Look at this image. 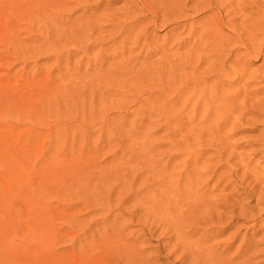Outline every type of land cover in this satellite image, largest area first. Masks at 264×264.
Instances as JSON below:
<instances>
[{"label":"rangeland","instance_id":"obj_1","mask_svg":"<svg viewBox=\"0 0 264 264\" xmlns=\"http://www.w3.org/2000/svg\"><path fill=\"white\" fill-rule=\"evenodd\" d=\"M185 1L0 0V264H87L110 221H125L127 236L138 234L146 221L138 212L146 202L141 197L148 201L143 207L187 205L190 215L177 218L182 233L195 219H213L215 202H233L236 216L245 210L237 216V240H227L232 227L202 245L219 242L215 258L224 262L237 246L262 242L230 264L264 247V204L260 214L250 210L264 192V74L258 70L264 55L232 67L221 90L213 92V78L205 90L195 85L233 56L227 50L234 44L224 40L228 48L220 41L224 50L216 57L203 21L234 34L262 18L264 0H208L211 10L199 13L190 7L195 0ZM168 4H178L179 12H167ZM163 12L175 20L152 26V15ZM186 191L194 198H184ZM196 222L190 241L213 233ZM161 226L148 224V240L138 244L154 264H170L175 232L160 233ZM253 259L264 264L263 254Z\"/></svg>","mask_w":264,"mask_h":264},{"label":"bare ground","instance_id":"obj_2","mask_svg":"<svg viewBox=\"0 0 264 264\" xmlns=\"http://www.w3.org/2000/svg\"><path fill=\"white\" fill-rule=\"evenodd\" d=\"M170 1H172V0H170ZM174 1V3H177V2H175V0H173ZM182 1V0H181ZM189 1H192V0H186L185 1V3L184 2H182L183 4H185L186 5V3L187 2H189ZM208 0H195V2H194V4L193 5H191L190 7H192L194 10H195V12H197V13H199V12H201L202 10H204L205 9V6L206 5H209V3L210 2H212V1H208L209 3H206ZM169 4H170V2H168ZM203 3H205V4H203ZM230 3H231V1L230 2H227V3H222L221 4V6H220V11H223V9L225 8V7H227V6H229L230 5ZM137 4V3H136ZM168 4V5H169ZM181 4V3H180ZM182 4V5H183ZM188 4V3H187ZM20 5V4H19ZM184 5V6H185ZM204 5V6H203ZM165 6H167V4L165 5ZM176 6V4H173V5H169V8L171 9L170 11H167V12H170V13H172V14H176V12L178 13L179 11H178V9L176 8L177 6H178V4H177V6ZM180 6H178V8H179ZM245 6L243 5L242 6V8H244ZM168 8V7H167ZM212 8V7H211ZM211 8H210V6H206V10H211ZM148 9V8H147ZM175 9H177L176 10V12H174V10ZM167 10V9H166ZM169 10V9H168ZM150 11V10H149ZM148 13V12H147ZM150 13H151V11H150ZM157 13V12H156ZM152 15V14H151ZM164 15L167 17V18H169L167 15H166V13H164L163 12V15H161V16H158L157 14H153L152 15V17H151V19H149V21H150V24L152 25V26H157V24L159 23V25L161 24V25H166V23H164L163 21H172V20H175V19H166L165 17H164ZM145 17V16H144ZM147 17V16H146ZM142 18V17H141ZM148 18V17H147ZM211 18V17H210ZM213 18V17H212ZM143 19H146V18H143ZM178 19V18H177ZM211 20V19H210ZM210 20H204L203 21V24H204V26H205V31L206 32H204V34H206V37L208 36V38L210 37V38H212L211 40L214 42V49H215V54H217V56L216 57H219L218 55L221 53V51H223L221 48H220V45H221V43H220V41H224V40H227V42L228 43H233L234 44V47H230V48H228V45H227V43L224 41V43H226V45L227 46H225L226 48H228L229 50H227L228 52L227 53H230V54H233V56H231V61H230V65L228 64H225V62H220L219 64H216V68H218V69H214V70H211V71H208V73H207V76L206 77H204V78H195V79H197L196 81H195V85L197 86H199L198 88H200L201 87V89L202 90H205L206 89V87H207V84H208V81H209V79L210 78H213V92H215L216 90H217V87L219 86V88H220V90H221V87L223 86V85H225V82L224 81H226L225 80V78L227 77V76H229L230 75V73H231V71H232V67H235V68H239V67H244V66H246V63H245V61H247L249 58H247L248 56L250 57L251 55H257V54H263L264 55V39H261V40H259L258 39V37L261 35V34H263L264 33V15L262 16V18H260L259 20H255V21H251V22H249L246 26H244L243 24V27H244V29L242 28V26H239L240 27V31H241V33H239L240 31L239 30H237L236 32H234L233 31V33L234 34H231V35H228V36H226L225 34H220V33H218V31H217V29H216V23H212V22H210ZM217 20L218 21H221L222 20V17L221 18H219V16H217ZM137 21V20H136ZM139 21V20H138ZM206 21V22H205ZM242 22V21H241ZM177 23H179V22H177ZM173 24V23H172ZM176 24V23H175ZM175 24H173V25H175ZM202 24V25H203ZM177 26V25H176ZM203 34V33H202ZM203 37H204V35H203ZM224 37V38H223ZM200 39H202V38H200ZM205 39V38H204ZM207 39V38H206ZM224 45V44H223ZM192 49V48H191ZM239 50H242V53H238V51ZM193 52V51H192ZM223 54V53H222ZM202 56V55H201ZM200 56V57H201ZM242 57H245V58H247L246 60H244V61H242L241 60V58ZM263 58H264V56H263ZM262 58V59H263ZM215 61H218V59L216 58V60ZM207 62V61H206ZM214 67V68H215ZM260 69H262V70H260ZM259 71H261L263 74H264V59H263V65H262V67L261 68H259L258 69ZM213 71H215L216 72V74H213V75H211V73L213 72ZM210 72V73H209ZM198 77H202L200 74H199V76ZM194 79V80H195ZM194 83V82H193ZM196 88V87H195ZM194 87H193V91L194 90H196ZM218 91H219V89H218ZM196 92V91H195ZM264 145V144H263ZM262 155L264 156V146H263V149H262ZM84 159V158H83ZM71 160V159H70ZM70 160H68V163L69 162H72V161H70ZM74 160V159H73ZM77 161H78V159H76ZM63 161H65L64 163L66 164V160H63ZM81 161V160H80ZM85 162H86V159H85ZM85 162H82V164L83 163H85ZM93 163V161H90V163ZM59 163V162H58ZM91 163V165H93ZM72 164V163H71ZM96 164V163H95ZM94 164V165H95ZM56 166H57V164H55ZM61 165H63L62 164V162H61ZM61 165H60V168H62L61 167ZM77 165V164H76ZM75 165V166H76ZM79 165V164H78ZM91 165H90V167H91ZM93 165V166H94ZM99 165V164H98ZM98 165L96 166V167H98ZM72 166V165H71ZM85 166V165H84ZM83 166V167H84ZM89 166V165H88ZM102 166V165H101ZM67 167V166H66ZM66 167H64V168H66ZM70 167V166H69ZM85 168H87L88 169V167L87 166H85ZM98 168H100V167H98ZM105 168V167H104ZM103 168V169H104ZM54 169H55V167H54ZM75 169V168H74ZM73 169V170H74ZM77 169V168H76ZM96 169V168H95ZM101 169V168H100ZM99 169V170H100ZM50 170V169H49ZM52 170L53 169H51V172H52ZM58 170H60V169H58ZM62 170H63V168H62ZM70 170H72L71 168L69 169V171ZM73 170H72V172H73ZM86 170V169H85ZM91 170H93V169H91ZM105 170V169H104ZM103 170V171H104ZM112 170V169H111ZM114 170V169H113ZM76 171H79V170H76ZM98 170L96 169L95 170V173L97 172ZM110 172V171H108L107 170V168H106V170H105V172ZM54 172V171H53ZM63 172H65V170L63 171ZM71 172V173H72ZM75 172V171H74ZM85 172V171H84ZM84 172H82V173H84ZM99 172H101V171H99ZM27 173V172H26ZM48 173V172H47ZM58 174H59V172H57ZM92 173V172H91ZM90 173V174H91ZM94 173V172H93ZM107 173V174H108ZM50 174V173H49ZM64 174V173H63ZM73 174V173H72ZM71 174V175H72ZM85 174V173H84ZM83 174V175H84ZM98 174H101V173H96V175L98 176ZM113 174V173H112ZM26 175V174H25ZM65 175V174H64ZM64 175L62 176V177H64ZM96 175H94L96 178H97V176ZM103 175V174H102ZM101 175V177H103ZM109 175H110V173H109ZM114 175V174H113ZM116 175V176H115ZM115 177L117 178V173H115ZM74 176L75 177H77L76 176V174H74ZM86 176H89L90 178L93 176H91V175H86ZM85 176V177H86ZM111 176V175H110ZM61 177V179H63ZM73 177V176H72ZM85 177H83V178H85ZM95 177H92L91 178V180H96V179H93V178H95ZM108 177V176H107ZM122 177H124V176H122ZM26 178V177H25ZM78 178V177H77ZM87 178V177H86ZM85 178V179H86ZM89 178V179H90ZM106 177H104V179H105ZM119 178H121L120 176L117 178V182H118V180H120ZM126 178V177H125ZM29 179V177L27 178V180ZM43 179H45V177L44 178H42V181H43ZM48 179V178H47ZM65 179H66V176H65ZM64 179V180H65ZM67 179H68V177H67ZM99 179V178H98ZM97 179V180H98ZM110 179V178H109ZM123 179V178H122ZM122 179H121V181H122ZM24 180H26V179H24ZM69 181H70V179H68ZM67 180V181H68ZM81 180V179H80ZM100 180V179H99ZM111 180H112V176H111ZM127 180V179H126ZM41 181V180H40ZM60 181V180H59ZM72 181H73V179H72ZM101 181V180H100ZM105 181H106V179H105ZM133 181V180H132ZM61 182V181H60ZM71 182V181H70ZM75 182V181H74ZM79 182V181H78ZM190 182V181H189ZM24 183H26L25 181H24ZM48 183H51L52 184V182H48ZM48 183H47V185H48ZM67 183V182H66ZM119 183H120V181H119ZM122 183H123V181H122ZM122 183H120V184H122ZM133 183V182H132ZM29 184V182L28 183H26L25 185H28ZM46 184V183H45ZM50 184V185H51ZM61 184V183H60ZM90 184V183H89ZM88 184V185H89ZM127 184V183H126ZM126 184H122V185H126ZM194 184V183H193ZM122 185H120L121 186V188H120V190L123 188L122 187ZM192 185V184H191ZM197 185V184H196ZM195 185V186H196ZM87 186V185H86ZM91 186V185H90ZM110 186V185H109ZM50 186L48 185V188H49ZM126 187V186H125ZM131 187V186H130ZM129 187V188H130ZM83 188H85V189H87L86 187H83ZM100 188V187H99ZM105 188H107V187H105ZM143 188V187H142ZM29 188L27 187V190H28ZM50 189V188H49ZM89 189V188H88ZM102 189H103V187H102ZM112 189H114L115 190V188H112L111 187V190ZM136 189V188H135ZM51 190V189H50ZM104 190V189H103ZM107 190V193H108V191H110V190H108V188L106 189ZM127 190V189H126ZM129 190V189H128ZM133 190V189H132ZM190 190V189H189ZM192 190V189H191ZM80 191H81V189H80ZM119 191V190H118ZM117 191V192H118ZM138 191V190H137ZM140 191V190H139ZM50 192H52L53 193V191L51 190ZM77 192V191H76ZM85 192V191H84ZM103 192V191H102ZM106 192V191H105ZM113 192H115V191H113ZM136 192V191H135ZM200 192H202V191H200ZM199 192V193H200ZM25 193H26V191H25ZM51 193V194H52ZM73 193V192H72ZM78 193V192H77ZM76 193V195H78ZM90 193V192H89ZM91 193H92V191H91ZM126 192H124V194H125ZM198 193V194H199ZM93 194V193H92ZM103 194H105V193H103ZM137 194V193H136ZM138 194H140L139 192H138ZM172 194V193H171ZM186 195H185V197L184 198H187V199H192V198H194L193 197V195L191 194V191H186V193H185ZM197 194V195H198ZM200 194H203V193H200ZM206 194V193H205ZM49 195V194H48ZM47 195V196H48ZM101 195V194H100ZM106 195V194H105ZM111 195V194H110ZM113 195H115V193L113 194ZM116 195H117V193H116ZM126 195V194H125ZM196 195V196H197ZM85 196H86V194H85ZM84 196V197H85ZM90 196V195H89ZM95 196V195H94ZM99 196V195H98ZM102 196V195H101ZM119 196V195H118ZM128 196V195H127ZM137 196V195H136ZM135 196V197H136ZM150 196V195H149ZM173 196V195H172ZM182 195H179V194H176V197L177 198H180ZM195 196V195H194ZM201 196H203V195H201ZM251 196V195H250ZM256 196V195H255ZM87 197V196H86ZM113 197H115V198H117V196H113ZM112 197V198H113ZM134 197V198H135ZM139 197V196H138ZM137 197V198H138ZM153 196H151V198H152ZM198 197V196H197ZM68 198V197H67ZM76 198V197H75ZM89 198H91V197H89ZM102 198H103V196H102ZM106 198V197H105ZM109 198V197H108ZM112 198H111V200H112ZM122 198H123V196H122ZM132 198V197H131ZM136 198V199H137ZM142 198V200H145L146 202H144L145 204L148 202L144 197H141ZM140 198V199H141ZM156 198V197H155ZM163 198V197H162ZM166 198V197H165ZM171 198V197H170ZM200 198V197H199ZM260 198H262L261 200H260ZM69 199H70V197H69ZM77 199H79V198H77ZM81 199V198H80ZM86 199V198H85ZM94 199V198H93ZM92 199V200H93ZM97 199H98V197H97ZM101 199V198H100ZM124 199H125V197H124ZM123 199V200H124ZM127 199V198H126ZM176 199V198H175ZM181 199V198H180ZM201 199V198H200ZM220 199H224V198H220ZM227 199V198H226ZM68 200V199H67ZM71 200V199H70ZM69 200V201H70ZM130 200V199H129ZM152 200H153V198H152ZM166 200V199H165ZM170 200V199H169ZM73 201V200H72ZM81 202L82 201H84V203L86 202L85 200H80ZM95 201V200H94ZM97 201V200H96ZM103 201H104V199H103ZM113 201H115L114 199H113ZM131 201V200H130ZM179 201V200H178ZM74 202V201H73ZM91 202V201H90ZM100 202H101V200H100ZM105 202V201H104ZM115 202H117V201H115ZM119 202V201H118ZM128 202V201H127ZM176 202V201H175ZM191 202V201H190ZM87 203V202H86ZM91 203H94L95 204V202H91ZM90 203V204H91ZM122 203V202H121ZM139 203H140V200H139ZM142 203V202H141ZM150 203V202H149ZM148 203V204H149ZM165 203V202H164ZM169 203H172V202H170L169 201ZM180 203V202H179ZM178 203V204H179ZM188 203V202H187ZM193 203V202H192ZM70 204H71V202H70ZM75 204V203H74ZM73 204V205H74ZM77 204H80V203H77ZM88 204V203H87ZM101 204V203H100ZM104 204H107V203H104ZM125 204V203H124ZM145 204L144 205H142V207L140 206V204H139V206L141 207V208H139L138 209V212L140 213V212H142L143 213V216H145V219H146V221L144 222H139V223H141L142 225H138V229H136V230H134L135 232L134 233H136V231H137V235H134V234H132L131 236H127V234L124 232V230H126V228H127V225L128 224H125V221H121V222H119L120 221V217H121V214H120V217H119V223H116L115 221L114 222H109V224L106 226V229H108V231H110V232H108V234H105L104 232H102V236H101V238H100V242H99V244H97L96 246H93V247H95V251H94V249H93V247H90L89 249L91 250V252L93 253V251H94V253H95V255L93 256V254H92V256L90 255L91 253H89L88 255H87V259H86V262H87V264H140V262H143V264L144 263H148V262H150L151 264H154L151 260H150V257L149 256H147V255H144V250H145V247H141V246H139V244H138V242L139 243H141V242H145L146 240H148V238H144V234H145V232H147L148 233V231H151V229L150 228H148L147 227V225L148 224H152L153 226H154V228L156 229V226H158V227H160L161 225V227H163V229L161 230V229H159V230H161V231H159L160 233H162V232H164V230L166 229V228H169V230L171 229L170 227H172V229L174 230L173 231V233H174V237H175V241L174 242H170V243H168V247H170V248H168L167 249V257H168V260L169 259H171V261H172V263H170V264H225V263H227V264H230L229 263V261L231 260V259H238V258H240L241 256H242V253H244L245 251H246V249H247V251H249L250 250V248L252 247V246H254V245H259V244H262V242L260 241V240H257V241H254V240H251V241H249L248 243H246V244H242L243 246H244V248H242L241 247V245L240 246H237V251H236V253H233V254H231L228 258H226V259H224V262L223 261H221V259L220 258H215V246H218V245H220V243L219 242H215V241H213V243L212 242H210V244H208V245H202L203 243H205V242H207V241H209L210 239H218V238H216V237H218V236H221L223 233H225L229 228H234L235 227V231L233 232L232 231V233H230L229 234V236H228V239L227 240H231L232 239V241L234 240H237V238H238V234H237V231L239 232V229H238V227H237V224H238V219H237V216H241V215H244L245 214V210L243 211L242 209H240L239 207V209H238V211H237V216L235 215V206H236V204H233V202H231V203H229V201L227 200H223V202H215L214 203V205H212L213 206V211H214V213L216 214V215H213L212 217H213V219H205V220H201V219H195V224L197 223L196 221H203L205 224H207L209 227L208 228H213V233H210V234H207V233H204V234H200L199 235V237H197L195 240H193V241H190L189 239H190V237L191 236H194V234H195V232H197V230H196V225L198 224H194V223H192V224H190V227H191V231H189L188 233H182L181 232V230L180 229H177L176 227H177V225H179L178 223H177V218H179V216H184V217H186V216H189L190 215V212H189V210H187V211H183L184 209H189L188 207H187V205L186 206H183V207H178V205H177V207L176 208H178L177 209V211H175V210H173L172 211V205H168V203H166V205H168V206H166V205H164V204H161V203H155L154 201H152L150 204L151 205H149V206H147L146 205V207H143V206H145ZM176 204V203H175ZM189 204V203H188ZM209 204V203H208ZM259 204H264V192L263 193H260L259 195H257V197H256V204L253 206V208L252 209H250L251 211L253 210V211H255L256 212V214L257 213H259L260 211H261V209H259L260 207H262V206H260V207H258L259 206ZM73 205H72V207H73ZM96 205V204H95ZM76 206V205H75ZM78 206V205H77ZM93 206V205H92ZM102 206H104L103 204H102ZM120 206V204L117 206V207H119ZM138 206V205H137ZM138 206V207H139ZM199 206V205H198ZM85 207V206H84ZM90 207V206H89ZM111 207V206H110ZM110 207H108V208H110ZM115 207V206H114ZM175 207H173V209L175 208ZM237 207V206H236ZM71 208V207H70ZM104 208V207H103ZM115 208H113V210H114ZM136 209V208H135ZM212 209V208H211ZM215 209H219L220 210V212L218 211H215ZM98 210V209H97ZM111 210V209H110ZM64 211V210H63ZM106 211H107V209H106ZM116 211H117V209H116ZM62 212V211H61ZM128 212V211H127ZM246 212H247V210H246ZM262 212V211H261ZM117 213V212H116ZM142 213H140V214H142ZM213 213V214H214ZM51 214V213H50ZM59 214V213H58ZM75 214V213H74ZM106 214H107V212H106ZM105 214V215H106ZM122 214H124V213H122ZM140 214H139V216H140ZM260 214V213H259ZM77 215V214H76ZM114 215V214H113ZM212 215V214H211ZM72 216V215H71ZM77 216H79V215H77ZM110 216V215H109ZM114 216H116V215H114ZM132 216V215H131ZM137 216H138V213H137ZM142 216V215H141ZM216 216V218H214ZM105 217V216H104ZM103 217V218H104ZM118 216H116V218H117ZM128 217H129V215H128ZM77 218V217H76ZM75 218V219H76ZM108 218V217H107ZM123 218V217H122ZM121 218V219H122ZM131 218H133V217H131ZM141 218H143V217H141ZM208 218V217H207ZM128 219V218H127ZM112 220V219H111ZM118 220V219H117ZM125 220H126V218H125ZM130 220V219H129ZM141 220V219H140ZM104 221V220H103ZM102 222V221H101ZM106 222V221H105ZM132 221H130V223H131ZM104 223V222H103ZM128 223H129V221H128ZM129 223V224H130ZM103 225V224H102ZM130 226V225H129ZM105 227V226H104ZM165 227V228H164ZM189 227V228H190ZM100 229H102L101 228V226H100ZM105 229V228H104ZM158 230V229H157ZM102 231H103V229H102ZM155 231V230H154ZM166 231V230H165ZM166 232H168V231H166ZM101 232H99V234H100ZM104 233V234H103ZM107 233V232H106ZM129 233V232H128ZM150 233V232H149ZM151 233H153V231L151 232ZM155 233V232H154ZM172 233V234H173ZM131 234V233H130ZM129 234V235H130ZM168 234V233H167ZM104 235V236H103ZM149 235V234H148ZM224 236V235H223ZM148 237V236H147ZM169 237V236H168ZM172 237H173V235H172ZM150 238V237H149ZM170 238H168V240H169ZM242 239H243V237H242ZM241 239V240H242ZM171 240H173V239H171ZM244 240H245V238H244ZM170 241V240H169ZM168 241V242H169ZM222 242V241H221ZM93 243V242H92ZM98 243V242H97ZM209 243V242H208ZM138 244V245H137ZM163 246L165 247L166 245H165V243L163 244ZM89 247V246H88ZM161 247H162V245H161ZM0 248H1V244H0ZM159 248V247H158ZM1 250V249H0ZM164 250H166V249H164ZM163 250V248H162V251H164ZM225 250V249H224ZM89 251V250H88ZM263 251H264V247L263 248H261V249H259V250H252L250 253H246L247 255L243 258V259H241L239 262H237V263H235V264H254L251 260L253 259V258H256L257 259V257L259 256V253L262 255H264V253H263ZM3 254V253H2ZM217 257H219L218 255H217ZM4 258V257H3ZM1 259V258H0ZM115 260L117 263H114V262H112V260ZM254 260V259H253ZM164 264V263H163Z\"/></svg>","mask_w":264,"mask_h":264}]
</instances>
